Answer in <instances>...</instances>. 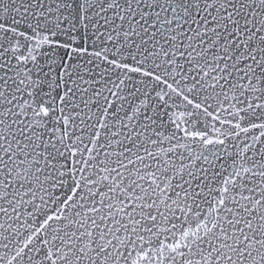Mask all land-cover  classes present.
<instances>
[{"label":"snow or ice","instance_id":"obj_1","mask_svg":"<svg viewBox=\"0 0 264 264\" xmlns=\"http://www.w3.org/2000/svg\"><path fill=\"white\" fill-rule=\"evenodd\" d=\"M0 264H264V0H0Z\"/></svg>","mask_w":264,"mask_h":264}]
</instances>
